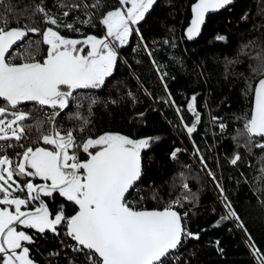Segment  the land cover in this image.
<instances>
[{
    "label": "snow or ice",
    "instance_id": "obj_1",
    "mask_svg": "<svg viewBox=\"0 0 264 264\" xmlns=\"http://www.w3.org/2000/svg\"><path fill=\"white\" fill-rule=\"evenodd\" d=\"M156 3L57 0L49 8L45 0H33L21 10L11 0H0V264H39L31 249L37 236L48 233L58 238L60 248L48 251L46 264H60L61 260L67 264H190L195 250L189 249L185 255L182 249L189 240L198 241L206 229H190L185 205H198L202 177L210 178L223 209L213 227L233 221L257 264H264V252L252 240L195 141L191 163L179 159L186 149L176 147L167 154L180 170L166 182L168 191L162 193L154 182L143 184L142 163L145 151L160 136L133 137L114 131L96 134L94 130L93 106L107 109L110 104L139 102L124 80L107 85L119 65L152 98L129 62L135 60L139 65L136 57L140 55L151 60L167 93L157 99L173 108L180 120L173 127L191 136L201 121L198 94L187 99L186 109L177 105L168 92L166 65L156 61L154 52L161 47L175 50L179 40H193L201 33L207 14L228 8L234 0H190V19L184 21L182 36L175 35V25L168 26L170 35L151 40L149 47L140 24ZM73 11L77 14L69 20ZM250 12L245 11L242 22ZM85 26L103 35L84 34ZM65 31L70 34H63ZM72 33L80 34L79 38ZM133 35L134 47L130 42ZM215 40L226 41L227 36L217 34ZM125 46L132 49L129 57L121 55ZM242 47L257 50L251 71L260 76L255 84L252 78H245L249 107L236 117L244 121L240 136L251 152L253 147L264 149V34ZM170 59L183 67L182 57L171 55ZM105 87L109 94L104 98L93 91ZM70 105L73 111H68ZM185 111L193 116L191 125L184 123ZM211 123L218 124L221 134L226 130L221 117L211 116ZM242 158L237 151L228 162L236 166ZM190 179L199 181L201 188L193 192ZM256 191L258 198L264 197V190ZM148 203L155 206L148 207ZM260 204L264 207V199ZM214 243L222 254L219 241Z\"/></svg>",
    "mask_w": 264,
    "mask_h": 264
},
{
    "label": "trees",
    "instance_id": "obj_2",
    "mask_svg": "<svg viewBox=\"0 0 264 264\" xmlns=\"http://www.w3.org/2000/svg\"><path fill=\"white\" fill-rule=\"evenodd\" d=\"M11 2L22 10L32 4L33 0H11ZM56 2L57 0H45V5L53 8ZM108 3L115 4L116 0H108ZM248 9H251L248 20L242 22L240 18ZM54 10L59 9L54 8ZM173 12L175 15H172ZM76 14L73 11L68 19L71 20ZM185 19H190V0H157L154 8L141 22L140 28L145 39L149 41V47H152L151 40H162L166 35H170L167 32L168 26L175 25V35L177 38L182 36V28L186 27ZM254 24L258 27L253 28ZM83 33L103 35L98 29L89 26L84 27ZM63 34L70 33L65 31ZM217 34L226 35L227 40L216 41ZM261 34H264V0H234L228 8L208 16L196 41L189 42L185 38L179 40L175 50L170 51L161 47L154 52L156 61L166 65L164 70L168 73L166 78L168 92L177 105H183L186 109L187 99L193 93L198 94L196 106L201 113V121L191 136L186 130L181 133L180 129L173 127L180 123L175 110L157 99L166 97L167 93L147 55L136 57L141 61L139 65L135 60L130 59L129 62L133 71L140 77L143 88L152 94V98L145 96L143 91L138 89L135 79L129 75L128 69L119 65L113 76L107 80V85L111 86L116 80H124L139 97V102L135 105L131 102L110 104L107 109L99 105L93 106L91 119L96 134L114 131L133 137L157 135L161 137L159 141H154L150 151H145L142 163L145 170L143 184L154 182L162 193L168 191L166 182H170L173 174L180 170L176 164L170 162L167 154L176 147L186 149V154L181 155L179 159L184 163H191L192 142L195 141L244 221L252 240L264 252V207L260 204V199L264 197L258 198L256 191L264 190V149L253 147L251 152L248 151L244 146V139L240 136L244 121L236 119L249 107V96L244 94L245 78H252L253 84L260 78L251 71V66L256 64L253 57L257 50L245 49L242 45ZM71 35L74 38L80 36L75 33ZM130 42L132 47L136 45L135 35L130 37ZM131 51V47L125 46L121 55L129 57ZM171 55L182 57L183 67L174 63L170 59ZM225 58L233 63H227ZM199 72H203L204 75H198ZM93 91L101 98L109 94L108 87L102 91ZM86 108L87 104H85V114ZM73 110L70 105L68 111ZM141 112L144 116L138 117L137 114ZM182 114L184 123L191 125L192 114L187 111ZM211 116L221 117L226 123L227 127L223 134L218 124L211 123ZM237 151L243 158L238 165L233 166L228 160ZM195 167L193 165L194 170ZM202 179L204 184L198 205L186 204L185 210L189 211L190 229L193 232L201 229L206 231L201 232L198 241L189 240L182 252L187 255L189 249L195 250L196 255L190 257V264H257L244 242V234L235 227L233 221L225 220L219 226L213 227L223 215V209L210 178L202 177ZM238 180L241 181L239 184ZM35 182H40L39 178ZM189 183L193 192L201 188L200 182L195 179H190ZM176 194L178 190L173 196ZM147 206L155 205L148 203ZM213 208L215 212L212 211ZM68 214H71L70 209ZM217 240L219 248L223 249L222 254L218 252L214 243ZM59 248L58 238L48 233L47 236H37L31 250L39 264H46L44 257L48 251ZM60 264L67 262L61 260Z\"/></svg>",
    "mask_w": 264,
    "mask_h": 264
},
{
    "label": "water",
    "instance_id": "obj_3",
    "mask_svg": "<svg viewBox=\"0 0 264 264\" xmlns=\"http://www.w3.org/2000/svg\"><path fill=\"white\" fill-rule=\"evenodd\" d=\"M223 10V9H222ZM220 10H218L217 12H219ZM217 12H215V13H217ZM215 13H210V14H207V16H206V20H207V18H208V16L209 15H211V14H215ZM204 26V25H203ZM203 26H202V28H203ZM201 32H202V30H201ZM201 34V33H200ZM200 34L197 36V37H199L200 36ZM197 37H195L193 40H191V41H189V42H193V41H196L198 38ZM257 82H258V80H257Z\"/></svg>",
    "mask_w": 264,
    "mask_h": 264
}]
</instances>
